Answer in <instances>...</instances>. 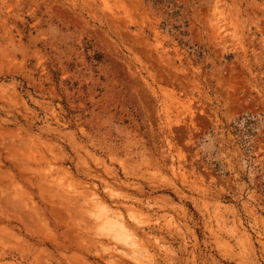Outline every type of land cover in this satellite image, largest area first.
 I'll list each match as a JSON object with an SVG mask.
<instances>
[{"label":"rangeland","instance_id":"374dc122","mask_svg":"<svg viewBox=\"0 0 264 264\" xmlns=\"http://www.w3.org/2000/svg\"><path fill=\"white\" fill-rule=\"evenodd\" d=\"M0 264H264V0H0Z\"/></svg>","mask_w":264,"mask_h":264},{"label":"trees","instance_id":"16d2710c","mask_svg":"<svg viewBox=\"0 0 264 264\" xmlns=\"http://www.w3.org/2000/svg\"><path fill=\"white\" fill-rule=\"evenodd\" d=\"M181 34H182V35H185L186 33L181 31ZM24 89H26V87H24Z\"/></svg>","mask_w":264,"mask_h":264},{"label":"bare ground","instance_id":"6f19581e","mask_svg":"<svg viewBox=\"0 0 264 264\" xmlns=\"http://www.w3.org/2000/svg\"><path fill=\"white\" fill-rule=\"evenodd\" d=\"M192 110H190V113H191ZM194 113V112H193Z\"/></svg>","mask_w":264,"mask_h":264}]
</instances>
